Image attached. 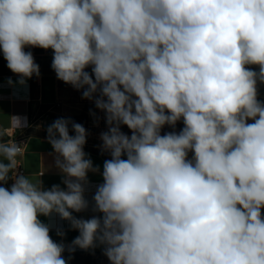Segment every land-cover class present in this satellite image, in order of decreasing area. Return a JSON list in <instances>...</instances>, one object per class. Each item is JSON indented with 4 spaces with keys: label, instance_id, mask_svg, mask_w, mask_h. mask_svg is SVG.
Masks as SVG:
<instances>
[{
    "label": "clouds",
    "instance_id": "clouds-1",
    "mask_svg": "<svg viewBox=\"0 0 264 264\" xmlns=\"http://www.w3.org/2000/svg\"><path fill=\"white\" fill-rule=\"evenodd\" d=\"M31 48L92 102L109 158L94 164L86 128L57 118L45 131L61 180L45 186V169L19 170L26 124L10 116L0 264H68L77 248L109 264H264V0H0L14 90L40 76ZM57 218L78 232L68 245Z\"/></svg>",
    "mask_w": 264,
    "mask_h": 264
},
{
    "label": "crops",
    "instance_id": "crops-1",
    "mask_svg": "<svg viewBox=\"0 0 264 264\" xmlns=\"http://www.w3.org/2000/svg\"><path fill=\"white\" fill-rule=\"evenodd\" d=\"M32 51L35 62L40 66V76L33 77L28 81L27 90L17 87L15 90L8 86L7 80L12 77L13 80L16 76L8 69L7 62L3 59L2 52H0V130L6 132L4 140L9 139L12 130L8 128V118L10 116H18L26 124L20 130H17L14 137L15 141L19 139H26V147L22 160L24 162L25 174L39 173L45 169L44 175L40 177L45 186L59 183L61 180L60 175L56 172L54 167V157L51 146L46 141V134L41 129L40 119L36 116V111L52 110L57 111L61 107L63 99V82L56 78L55 72L51 69L52 55L49 50H42L40 48L26 49ZM40 121V122H39ZM85 152L89 153L94 164L101 165L103 160L107 159L97 151L85 148ZM89 179L93 184L101 182L98 175L89 174ZM9 186V185H8ZM90 198V196H89ZM82 215V214H77ZM42 221L47 222L46 218L41 217ZM57 226L63 228L66 236L63 242L68 245L78 235V232L70 230L67 222L55 221ZM52 238L60 242V238L56 236L55 229L51 232ZM85 254H103L101 248L94 251L76 249L73 253L65 251V255H85Z\"/></svg>",
    "mask_w": 264,
    "mask_h": 264
},
{
    "label": "rangeland",
    "instance_id": "rangeland-1",
    "mask_svg": "<svg viewBox=\"0 0 264 264\" xmlns=\"http://www.w3.org/2000/svg\"><path fill=\"white\" fill-rule=\"evenodd\" d=\"M63 90L64 96L61 101V107H59L57 111H36V116L41 121H39L41 124V129L44 130L43 134H46L45 129L55 119L61 117L71 118L74 121L82 124L90 133L87 138L85 148L99 152L97 147L100 144L99 134L101 131L105 130L103 120H101L99 127L94 126L93 118L89 114L90 110H95L92 102L82 99L81 92L73 89L70 85L65 84L64 82ZM259 99L264 101V85L259 87ZM182 127V122H179L176 126V130L179 131ZM122 130L126 133H129V130L126 127H124ZM167 131H171V129L166 126L162 130V134ZM104 156L109 158L106 154ZM64 257L65 259H68L69 255H65ZM68 264H109V262L103 254H85L71 255V259L68 260Z\"/></svg>",
    "mask_w": 264,
    "mask_h": 264
},
{
    "label": "built area",
    "instance_id": "built-area-1",
    "mask_svg": "<svg viewBox=\"0 0 264 264\" xmlns=\"http://www.w3.org/2000/svg\"><path fill=\"white\" fill-rule=\"evenodd\" d=\"M49 53L50 54H52V51L50 50L49 51ZM16 142H18V143H21V144H26V139H19V140H17ZM25 153V152H24ZM23 153V154H24ZM21 162H22V166H21V168L19 169L22 173H25V168H24V162H23V160L21 159ZM10 183H11V181L9 182V186H10Z\"/></svg>",
    "mask_w": 264,
    "mask_h": 264
},
{
    "label": "trees",
    "instance_id": "trees-1",
    "mask_svg": "<svg viewBox=\"0 0 264 264\" xmlns=\"http://www.w3.org/2000/svg\"><path fill=\"white\" fill-rule=\"evenodd\" d=\"M42 50H44V49H42Z\"/></svg>",
    "mask_w": 264,
    "mask_h": 264
}]
</instances>
